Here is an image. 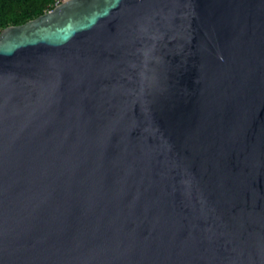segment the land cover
Segmentation results:
<instances>
[{"label": "water", "instance_id": "1", "mask_svg": "<svg viewBox=\"0 0 264 264\" xmlns=\"http://www.w3.org/2000/svg\"><path fill=\"white\" fill-rule=\"evenodd\" d=\"M0 264H264V0L4 27Z\"/></svg>", "mask_w": 264, "mask_h": 264}, {"label": "trees", "instance_id": "2", "mask_svg": "<svg viewBox=\"0 0 264 264\" xmlns=\"http://www.w3.org/2000/svg\"><path fill=\"white\" fill-rule=\"evenodd\" d=\"M57 0H0V27L24 23L52 9Z\"/></svg>", "mask_w": 264, "mask_h": 264}, {"label": "built area", "instance_id": "3", "mask_svg": "<svg viewBox=\"0 0 264 264\" xmlns=\"http://www.w3.org/2000/svg\"><path fill=\"white\" fill-rule=\"evenodd\" d=\"M61 1H63V0H57V1H56V4H58V3L61 2ZM1 30H2V29H1V27H0V32H1Z\"/></svg>", "mask_w": 264, "mask_h": 264}]
</instances>
